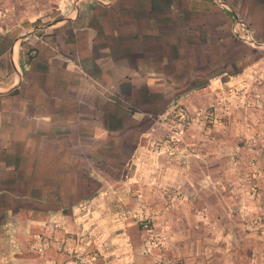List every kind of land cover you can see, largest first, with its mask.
I'll list each match as a JSON object with an SVG mask.
<instances>
[{
    "label": "crops",
    "instance_id": "obj_1",
    "mask_svg": "<svg viewBox=\"0 0 264 264\" xmlns=\"http://www.w3.org/2000/svg\"><path fill=\"white\" fill-rule=\"evenodd\" d=\"M215 104L229 123L169 144ZM247 126L264 137V0H0V264H75L61 243L89 264H242L245 209L264 221ZM170 188L186 199L164 211Z\"/></svg>",
    "mask_w": 264,
    "mask_h": 264
},
{
    "label": "built area",
    "instance_id": "obj_2",
    "mask_svg": "<svg viewBox=\"0 0 264 264\" xmlns=\"http://www.w3.org/2000/svg\"><path fill=\"white\" fill-rule=\"evenodd\" d=\"M239 96L246 102L248 101L251 108L261 107V95L249 94L248 87H243L239 91ZM217 101L221 104V99L218 98ZM217 104L212 105L209 108L197 109L194 113H191L188 110H182L179 114H177L173 120L169 144H172L176 147L180 144L182 145L183 138L181 135L197 122L204 123L208 129L210 127H215L220 123H229L234 116V110H232L230 107H225L224 105L217 106ZM248 131H250L249 126H247L245 128V132L238 137L237 143L241 147V150H243L241 153L242 156L244 155L251 163L256 164L259 162V160H264V137L262 135H253ZM246 177L248 181L252 182L251 184L253 188L257 189L258 187L255 183V181H257V177L252 173H249ZM164 194L165 195H162L166 201L164 203V211L168 210L169 208L171 209L176 201L183 202L186 199L181 192L171 188L167 189ZM143 216L145 222L149 224L152 223L151 218L147 213ZM40 240L42 239L40 238ZM159 241L162 242L163 239L160 238ZM165 247L168 248L167 246ZM58 250L67 254L68 257L75 261V264H89L87 255L79 249L67 248L65 244L61 243L58 247Z\"/></svg>",
    "mask_w": 264,
    "mask_h": 264
},
{
    "label": "rangeland",
    "instance_id": "obj_3",
    "mask_svg": "<svg viewBox=\"0 0 264 264\" xmlns=\"http://www.w3.org/2000/svg\"><path fill=\"white\" fill-rule=\"evenodd\" d=\"M243 26V25H241ZM255 39V37H254ZM256 42V41H255ZM254 43V42H251ZM245 104V103H244ZM245 108L247 110H251L254 108L250 107V103H248V101L246 102V104L244 105ZM227 107V106H226ZM209 108V107H207ZM231 108V107H230ZM205 109V108H202ZM233 110V108H231ZM242 109V107H241ZM175 119V118H174ZM233 119V118H232ZM239 122L243 123L244 119L239 118ZM205 125V124H204ZM235 185H231L230 186V190L234 189ZM248 211L245 209L244 214L245 217H251V222L253 223L252 225L248 226V228H243L240 231V234L242 237H244V240H241V242L235 246L230 245L231 246V250L239 252V257H243L242 259V264H245V261L251 259V255H253L255 257L256 255V261L255 264H264V257H262V255H264V221H262L261 219L263 218V216L261 214H254L252 216H249ZM144 218H143V220ZM244 235V236H243ZM163 244H157L155 246V250H158L160 252L162 251H167L168 248H166L165 246H162ZM161 264H170L169 262H161Z\"/></svg>",
    "mask_w": 264,
    "mask_h": 264
}]
</instances>
